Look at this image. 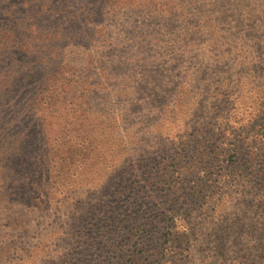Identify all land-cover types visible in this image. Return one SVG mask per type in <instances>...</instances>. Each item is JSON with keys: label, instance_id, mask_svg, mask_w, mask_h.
I'll return each instance as SVG.
<instances>
[{"label": "rangeland", "instance_id": "374dc122", "mask_svg": "<svg viewBox=\"0 0 264 264\" xmlns=\"http://www.w3.org/2000/svg\"><path fill=\"white\" fill-rule=\"evenodd\" d=\"M103 262L264 264V0H0V264Z\"/></svg>", "mask_w": 264, "mask_h": 264}, {"label": "trees", "instance_id": "16d2710c", "mask_svg": "<svg viewBox=\"0 0 264 264\" xmlns=\"http://www.w3.org/2000/svg\"><path fill=\"white\" fill-rule=\"evenodd\" d=\"M139 230H141V229H139ZM137 234V237H135V238H133L132 236H131V234L127 237V238H125V241H131L132 239H139L140 240V238H141V236H140V234H138V233H136ZM103 264H111V263H109V262H103Z\"/></svg>", "mask_w": 264, "mask_h": 264}]
</instances>
